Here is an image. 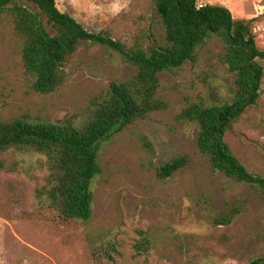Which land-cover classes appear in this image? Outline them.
Returning a JSON list of instances; mask_svg holds the SVG:
<instances>
[{"label": "rangeland", "instance_id": "1", "mask_svg": "<svg viewBox=\"0 0 264 264\" xmlns=\"http://www.w3.org/2000/svg\"><path fill=\"white\" fill-rule=\"evenodd\" d=\"M196 2L223 5L235 19L250 20L256 45L264 50V0ZM56 6L89 32L126 46L137 38L144 46L164 41L151 0H56ZM22 44L10 18L0 17V123L70 122L79 128L107 97L110 84L136 73L117 53L82 43L64 64V83L39 94L24 75ZM221 52L214 41L200 50L196 63L161 73L158 98L166 109L99 145L100 174L91 183L88 222L65 220L48 207L42 155L27 148L0 153V264H91L90 251L111 240L119 244L115 264H250L264 257V194L214 174L197 153L196 126L179 118L188 103L223 101L234 88ZM225 140L247 171L264 177V81L257 105L233 124ZM176 157H186L188 164L161 177L159 169ZM231 212L232 222L221 224ZM140 233L148 248L139 252Z\"/></svg>", "mask_w": 264, "mask_h": 264}, {"label": "trees", "instance_id": "2", "mask_svg": "<svg viewBox=\"0 0 264 264\" xmlns=\"http://www.w3.org/2000/svg\"><path fill=\"white\" fill-rule=\"evenodd\" d=\"M151 1L164 30V41L156 46H144L140 38L126 46L104 33L89 32L71 13L60 12L56 0H0V17L10 18L15 33L23 39L21 65L34 92L53 93L64 83V64L82 43L117 53L136 71L129 80L110 84L107 97L95 104L79 128L70 122L15 119L0 123V153L27 148L45 158L48 176L43 197L65 220L88 222L92 217L91 183L100 174L99 145L112 133L166 109L158 98L159 75L196 63L200 50L214 41L222 46L220 63L231 75L234 88L223 101L188 103L179 118L196 126L197 153L208 159L214 174L264 194V177L247 171L225 140L233 124L257 105L264 81V50L256 45L251 21L235 19L219 4ZM187 164L186 157H176L159 169V175L169 178ZM234 217V212L227 213L219 222L230 224ZM139 236L136 249L140 252L148 248V240L142 233ZM118 246L111 240L92 249L90 263L115 264ZM250 264H264V257Z\"/></svg>", "mask_w": 264, "mask_h": 264}]
</instances>
